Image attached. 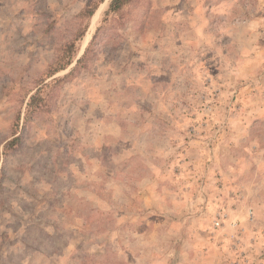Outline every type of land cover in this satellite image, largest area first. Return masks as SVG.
Segmentation results:
<instances>
[{"label":"rangeland","instance_id":"374dc122","mask_svg":"<svg viewBox=\"0 0 264 264\" xmlns=\"http://www.w3.org/2000/svg\"><path fill=\"white\" fill-rule=\"evenodd\" d=\"M94 1L0 0V264H264V0H104L47 78Z\"/></svg>","mask_w":264,"mask_h":264},{"label":"trees","instance_id":"16d2710c","mask_svg":"<svg viewBox=\"0 0 264 264\" xmlns=\"http://www.w3.org/2000/svg\"><path fill=\"white\" fill-rule=\"evenodd\" d=\"M133 0H112L109 9L106 12L107 16H110L111 14H118L120 13L127 5H129ZM104 0H97L94 2H90L85 9L81 13V17L85 18L86 21L83 26H80L76 33V38L74 41L69 43L66 48L59 50V55L56 59V61L49 67L47 71V78H52L59 74L60 72L68 69L74 62L77 54L76 50V41L81 40L87 33L89 27H90V19L95 15L96 11L98 10L101 3H103ZM93 43L91 42L90 46ZM90 46L85 51L84 55L77 60V64L74 70L78 68V66L88 57ZM76 50V51H75ZM63 52V53H62ZM46 81L43 80V83ZM43 99L40 98V95L34 94L31 96L29 106L32 107L38 103H41ZM19 141V138H13L11 141H9L5 146V153L8 152V150L11 149L12 146H15L16 143ZM1 158V153H0Z\"/></svg>","mask_w":264,"mask_h":264},{"label":"bare ground","instance_id":"6f19581e","mask_svg":"<svg viewBox=\"0 0 264 264\" xmlns=\"http://www.w3.org/2000/svg\"><path fill=\"white\" fill-rule=\"evenodd\" d=\"M103 6H106V3ZM102 7L100 8V10L102 9ZM100 10L97 12V15L95 16V18L93 20V23H92V26H91V30L90 31H92L94 29L95 22H96V19H97V16H98V13L100 12Z\"/></svg>","mask_w":264,"mask_h":264}]
</instances>
